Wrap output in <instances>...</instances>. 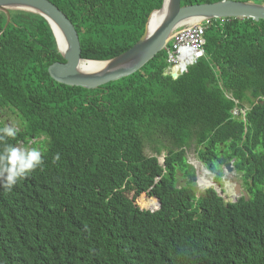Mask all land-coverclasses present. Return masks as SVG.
<instances>
[{
    "label": "trees",
    "instance_id": "1",
    "mask_svg": "<svg viewBox=\"0 0 264 264\" xmlns=\"http://www.w3.org/2000/svg\"><path fill=\"white\" fill-rule=\"evenodd\" d=\"M49 1L75 25L83 59L94 61L131 49L164 2ZM6 24L0 12V117L19 119L7 143L31 141L44 165L0 187V264H264V20L204 23L205 57L178 79L165 74L163 51L96 90L52 79L49 67L65 60L43 17L13 11ZM192 141L219 186L234 162L248 200L227 202L211 179L198 197L186 156ZM148 145L157 156L146 155ZM143 194L155 199L142 197L141 207L160 201L161 209L137 206Z\"/></svg>",
    "mask_w": 264,
    "mask_h": 264
},
{
    "label": "water",
    "instance_id": "2",
    "mask_svg": "<svg viewBox=\"0 0 264 264\" xmlns=\"http://www.w3.org/2000/svg\"><path fill=\"white\" fill-rule=\"evenodd\" d=\"M13 11L36 14L49 23L57 41L58 50L65 60L64 63L56 62L49 67L48 71L52 79L60 84L88 90L102 88L109 83L117 82L139 72L159 53L167 51L179 30L191 25L188 21L195 20L196 24H204L212 20L226 19H253L256 22L264 20V3L222 0L215 3L182 6V0H164L162 7L152 12L144 35L131 49L110 60L94 61L83 59L81 40L75 25L51 1L0 0V12L7 16L5 30L12 21ZM157 13L164 15L159 23L154 22V16ZM195 21L192 22L195 24ZM179 76L181 72L172 74L173 79H178ZM165 157L161 162L163 166L166 161ZM194 168L199 184V169ZM225 168L229 173L233 172V162L226 164ZM214 189L225 199L220 188L215 186ZM240 196H245L246 200L249 199L241 183H237L233 202H237ZM158 204L155 209H150L145 206L141 207L138 201L136 202L142 210L152 212L161 209V202L158 201Z\"/></svg>",
    "mask_w": 264,
    "mask_h": 264
},
{
    "label": "clouds",
    "instance_id": "3",
    "mask_svg": "<svg viewBox=\"0 0 264 264\" xmlns=\"http://www.w3.org/2000/svg\"><path fill=\"white\" fill-rule=\"evenodd\" d=\"M17 134L18 129L14 126L6 124L0 127V144H3V148L0 149V187L9 190L34 170L42 168L44 165L42 149L32 147L31 141L28 146L24 147L7 143L8 138L14 139ZM59 159L60 154L57 153L53 162L55 163ZM217 186L219 187L218 184Z\"/></svg>",
    "mask_w": 264,
    "mask_h": 264
},
{
    "label": "built area",
    "instance_id": "4",
    "mask_svg": "<svg viewBox=\"0 0 264 264\" xmlns=\"http://www.w3.org/2000/svg\"><path fill=\"white\" fill-rule=\"evenodd\" d=\"M206 30L204 24H191L179 30L167 49L169 67L166 75L172 76L181 72L182 76L189 67L205 57ZM237 114L236 112L235 115Z\"/></svg>",
    "mask_w": 264,
    "mask_h": 264
},
{
    "label": "rangeland",
    "instance_id": "5",
    "mask_svg": "<svg viewBox=\"0 0 264 264\" xmlns=\"http://www.w3.org/2000/svg\"><path fill=\"white\" fill-rule=\"evenodd\" d=\"M1 114H2V116L0 117V119H3L4 122H6V124L14 126V127H17L19 119L14 114H12V113H9V114L1 113ZM18 147H21V146H18ZM145 153H146V155H149V156H157L153 146L151 147V146L148 145L146 147ZM167 154H168V150H163V153L161 154V156H159L160 164H161L162 160L164 159V156H167ZM186 156H187V162L190 163L191 165H193L194 167L199 169L198 174H199V184L200 185L197 183L196 184V188H197V191H198V194H199L198 196H200V194L203 193L205 190L210 189V188H201L202 182L206 181V180H210V179L214 182L215 174L213 172L209 171L204 166V164L200 163L199 155H198V152L196 150L195 141H192L190 143V146L187 148ZM202 169H206L208 174L207 173L206 174H204V173L202 174ZM222 169H223V172H224L223 180H222L223 186H219L218 187L216 184H214V185L217 186L218 189L220 188V191L223 192V194H225L224 197H225V200L227 202H233V201H235L234 196H232L228 192V188H226V187H227L228 183L233 184V193H234V189L236 188V184L237 183H241L242 184V181H241L240 177L238 176V174L236 173L234 167H233V172H231V173L228 172V169H226L225 166H223ZM178 178H179V181H178L179 185H184L186 183V180L184 178V173L183 172H181V171L178 172ZM224 179H227L228 181L226 182ZM131 196H133L132 193H131ZM142 197H145L147 199H151V197H149L148 194H143L137 200L139 205H141L139 200ZM150 203H151V201H150ZM150 203L148 201V205H150Z\"/></svg>",
    "mask_w": 264,
    "mask_h": 264
},
{
    "label": "bare ground",
    "instance_id": "6",
    "mask_svg": "<svg viewBox=\"0 0 264 264\" xmlns=\"http://www.w3.org/2000/svg\"><path fill=\"white\" fill-rule=\"evenodd\" d=\"M163 14L162 13H157L155 16H154V22L155 23H159L162 19H163ZM192 21H195V20H191V21H188L189 23L191 22V24H194ZM195 24H196V21H195ZM225 182V181H224ZM215 184V183H214ZM229 187V186H228ZM212 188V187H210ZM227 188V187H226ZM227 190V189H226ZM225 195V194H224ZM152 199L149 200V203ZM151 205V204H150Z\"/></svg>",
    "mask_w": 264,
    "mask_h": 264
}]
</instances>
